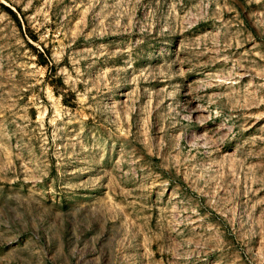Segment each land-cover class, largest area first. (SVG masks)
<instances>
[{
	"label": "rangeland",
	"instance_id": "374dc122",
	"mask_svg": "<svg viewBox=\"0 0 264 264\" xmlns=\"http://www.w3.org/2000/svg\"><path fill=\"white\" fill-rule=\"evenodd\" d=\"M0 264H264V0H0Z\"/></svg>",
	"mask_w": 264,
	"mask_h": 264
}]
</instances>
